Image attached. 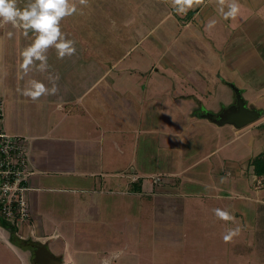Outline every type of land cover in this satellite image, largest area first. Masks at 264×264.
<instances>
[{
  "label": "crops",
  "instance_id": "0c3cea01",
  "mask_svg": "<svg viewBox=\"0 0 264 264\" xmlns=\"http://www.w3.org/2000/svg\"><path fill=\"white\" fill-rule=\"evenodd\" d=\"M28 2L17 0V6L23 8ZM200 8L191 9L195 12L190 21ZM34 38L32 31L25 34L11 24L0 26V100L4 125L9 133L23 138L32 171L28 191L32 215L21 227L28 237L21 238L16 228L0 217V264H40L36 251L43 245L59 259V264H114L122 252L129 255L146 252L153 229L157 228L160 234L170 229L184 231V197H201L207 188H213L217 200L236 198L239 205L245 202L246 189L240 188L235 195L231 191L236 188V179L230 185L215 180L219 171L230 174L223 165L231 163L234 168L231 173L248 186L247 177L244 179L241 173L242 161H232L226 156L228 159L217 166L206 162L215 153L226 150L232 140L200 155L202 143L206 142L202 129L195 131L203 140L199 141L201 148L189 142L183 145V152L178 151L174 141L184 135L186 126H182L180 133L177 128H169V124L164 126L162 114L150 105L147 95L139 108L134 100L122 104L114 99L123 89L119 74L130 72L132 67H123L114 74L103 71L102 66L84 61L79 49L71 56L66 55L65 61L47 60L43 72L33 66L23 74L19 68L20 53ZM117 65L115 62L109 69ZM30 79L41 81L48 88L54 83L57 91L32 101L22 94ZM105 80L113 95L103 92ZM163 89L176 92L168 85ZM173 97L181 108L186 105L183 109L188 120H209L201 110L204 105L197 90L191 95L173 94ZM234 98L219 110L206 108L219 113L233 104ZM258 99L245 101L249 107L261 111L259 118H264V107H256ZM210 123L214 122L209 120ZM228 125L236 129V134L245 127ZM257 125L264 126V122ZM226 154L231 155L227 151ZM157 176L160 180L156 182ZM168 195L182 201L180 215L176 217L169 218L167 212L163 213L166 210L158 212V208L165 209L161 200ZM257 202L264 207L259 195ZM247 210H235L241 220L236 227L241 231L248 230L244 215ZM259 214L256 212L255 224L264 222V215ZM227 225L229 229L233 227L231 221Z\"/></svg>",
  "mask_w": 264,
  "mask_h": 264
},
{
  "label": "rangeland",
  "instance_id": "374dc122",
  "mask_svg": "<svg viewBox=\"0 0 264 264\" xmlns=\"http://www.w3.org/2000/svg\"><path fill=\"white\" fill-rule=\"evenodd\" d=\"M74 2L76 13L61 20L60 27L65 37L74 42L76 51H83L84 61L102 66L103 71L112 74L123 67H132L130 72L119 74L123 89L114 99L122 104L134 100L139 108L149 96L150 105L162 114L164 126L169 124V128H177L179 133L186 126L184 135L174 141L178 151L189 142L201 148L199 141L203 140L195 131L202 129L206 142L202 143L200 155L232 140L226 150L215 153L206 162L217 166L226 156L232 161H242L241 173L248 179V186L241 183L239 176L231 173L233 165L225 163L223 167L230 174L219 171L215 180L230 185L236 179L237 189L232 187L231 191L235 195L240 188L246 189L247 200L241 199L245 202L239 205L236 198L217 200L213 188H207L201 197H184V231L170 229L160 234L157 228L153 229L146 252L138 255L122 252L114 264H264V222L255 224L256 212L259 217L264 215V207L257 202L258 195L264 200V179L259 181L254 166L249 165L251 159L264 152V126L257 125L264 118H258L236 134V129L228 124L221 128L205 119L188 120L183 109L186 105L181 108L173 97V94L191 95L197 90L203 100L201 110L208 112L207 108L219 110L230 102L235 97L233 93L237 103L238 90L244 99L260 97L256 107H264V0H238L241 11L234 19L224 18L217 0H203L200 6L192 8L201 7L193 21L188 13L191 9L186 15L178 14L171 0H88L87 6L80 5L78 0ZM210 21L215 23L209 26ZM46 55L47 60L65 61L58 58L55 48H49ZM115 62L118 65L109 69ZM198 81L202 85H193ZM164 85L176 92H166ZM101 88L109 96L112 93L107 80ZM181 202L180 197L163 196L161 203L165 209L158 208V212L166 210L163 213L167 212L169 218L176 217L180 215ZM237 208L243 211L248 208L247 215L244 214L248 230L239 229L225 243L223 237L230 221L219 219L214 210L228 211L235 218L230 229H235L241 222Z\"/></svg>",
  "mask_w": 264,
  "mask_h": 264
},
{
  "label": "clouds",
  "instance_id": "9594fccd",
  "mask_svg": "<svg viewBox=\"0 0 264 264\" xmlns=\"http://www.w3.org/2000/svg\"><path fill=\"white\" fill-rule=\"evenodd\" d=\"M78 2L83 6L88 4V0H78ZM202 3L203 0H171L172 7L181 15H186L188 10ZM217 3L225 19H234L241 11L238 0H217ZM76 11L77 6L74 0H29L23 8L17 6V0H0V26L11 24L14 28L23 29L25 34L28 31L35 33L33 42L20 53L22 63L19 64V68L23 74H27L33 66L40 72L45 71L46 53L49 48H55L60 59L75 53L74 42L62 33L60 22ZM214 23L215 21H210L209 26ZM37 61L39 64H36ZM56 91L54 83L51 88H48L43 82L30 79L22 90V94L32 101H37L41 96L55 94ZM214 212L223 221L235 219L226 210L215 209ZM238 232V227L228 229L223 237L225 243L230 242Z\"/></svg>",
  "mask_w": 264,
  "mask_h": 264
},
{
  "label": "built area",
  "instance_id": "2783aa9c",
  "mask_svg": "<svg viewBox=\"0 0 264 264\" xmlns=\"http://www.w3.org/2000/svg\"><path fill=\"white\" fill-rule=\"evenodd\" d=\"M30 158L23 138L9 133L4 125V109L0 100V217L16 228L21 238L23 224L29 222L31 206L28 191L32 175ZM156 182L160 177H155ZM31 235L34 232L30 231Z\"/></svg>",
  "mask_w": 264,
  "mask_h": 264
},
{
  "label": "water",
  "instance_id": "95a60500",
  "mask_svg": "<svg viewBox=\"0 0 264 264\" xmlns=\"http://www.w3.org/2000/svg\"><path fill=\"white\" fill-rule=\"evenodd\" d=\"M261 116V111L258 109L249 107L237 90V103L235 106H231L222 112L214 113L208 111L205 113L204 117L213 121L218 125L232 124L237 128L244 127L254 121H256ZM36 260L40 264H59V259L53 255L48 248L43 245L36 251Z\"/></svg>",
  "mask_w": 264,
  "mask_h": 264
},
{
  "label": "trees",
  "instance_id": "16d2710c",
  "mask_svg": "<svg viewBox=\"0 0 264 264\" xmlns=\"http://www.w3.org/2000/svg\"><path fill=\"white\" fill-rule=\"evenodd\" d=\"M194 12V10L188 12L190 17ZM249 165L254 166L255 173L264 179V152H261L259 155L255 156V158L251 159Z\"/></svg>",
  "mask_w": 264,
  "mask_h": 264
},
{
  "label": "flooded vegetation",
  "instance_id": "af4514ba",
  "mask_svg": "<svg viewBox=\"0 0 264 264\" xmlns=\"http://www.w3.org/2000/svg\"><path fill=\"white\" fill-rule=\"evenodd\" d=\"M236 105V102L235 103H233V104H231L229 107H231V106H235ZM229 107H227V108H229ZM226 108V109H227ZM225 109H223V111H224ZM222 112V111H221Z\"/></svg>",
  "mask_w": 264,
  "mask_h": 264
}]
</instances>
